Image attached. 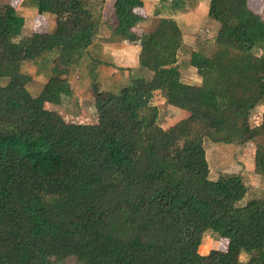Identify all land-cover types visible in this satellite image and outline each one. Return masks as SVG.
Wrapping results in <instances>:
<instances>
[{"label":"trees","instance_id":"1","mask_svg":"<svg viewBox=\"0 0 264 264\" xmlns=\"http://www.w3.org/2000/svg\"><path fill=\"white\" fill-rule=\"evenodd\" d=\"M32 1L55 14L54 29L17 42L24 18L0 0V264H251L201 254L207 229L246 252L261 249L255 264H264V200L238 205L242 177L212 179L204 146L264 136V109L251 124L264 102V17L254 1L209 0L219 28L198 33L213 52L189 54L195 85L182 80L177 23L162 17L142 31L143 0H112V33L141 47L152 76L98 94L91 121L60 111L72 94L63 65L88 54L100 18L87 0ZM52 51L56 63L33 96L22 65ZM156 92L186 115L160 127ZM254 171L264 175V145Z\"/></svg>","mask_w":264,"mask_h":264},{"label":"rangeland","instance_id":"2","mask_svg":"<svg viewBox=\"0 0 264 264\" xmlns=\"http://www.w3.org/2000/svg\"><path fill=\"white\" fill-rule=\"evenodd\" d=\"M4 3L12 4L18 13V15L24 18V26L21 33L15 38L17 42H21L24 38L29 36L36 29H46L48 32H52L55 26V14L50 12L39 13L36 8V4L32 0H1ZM90 8L94 14H100V12H107L110 8L105 4V0H87ZM184 3V2H183ZM255 9L264 14V0H254L252 5ZM63 14L65 12H62ZM156 23V20H155ZM208 29V31H207ZM187 33V32H186ZM203 36H212L214 31L210 27H203L198 31ZM189 38L190 34H186ZM205 46V47H202ZM197 45L200 50H204L205 53L210 54L213 52L214 47L203 43V45ZM196 49V44H195ZM107 50V51H106ZM96 57L97 64L91 63L90 60L82 61L78 65H63L68 68L70 76V84L72 87V94L66 97L61 112L66 117L71 118L72 113H78L83 115L81 120H92L95 113V105L92 101L93 91L97 90L96 84L99 88L101 86L103 92H117L123 86H125L130 77H149V72L145 67H141L136 62L130 61L125 64L114 58L112 49L96 48L92 50ZM256 53L258 50L255 51ZM188 50H182L179 55V60L182 69V80L184 82L196 81V74L192 71L186 62ZM56 63V52H48L36 59L35 64L31 62L24 63L22 65V71L31 76V81L27 84L29 92L36 96L40 93L44 83L47 80L48 73L51 66ZM124 63V65H122ZM131 63V64H130ZM98 72L99 80L104 79V83L101 81L95 84V78L93 75ZM109 72H112L113 76L109 77ZM104 74V75H102ZM151 74V73H150ZM200 78V76L198 75ZM7 79L1 81L2 84ZM107 80V81H106ZM152 104L158 108L157 123L162 128H167L182 119L186 115L184 109H180L169 105L165 102L163 95L160 92H156L152 99ZM53 105V104H52ZM48 106V105H47ZM264 109V102L261 103L256 110H254L251 116V124L258 123L261 110ZM191 139V138H190ZM192 140V139H191ZM258 145H264V136L256 139H234L232 142H220L212 140L210 138L204 139V146L206 149V158L209 164L210 177L212 179L217 178L220 174H235L240 175L247 186L246 195L238 202V205H243L245 202L252 198H258L264 200V175L256 173L254 171V154ZM201 254L220 253L224 256L236 259L243 263L255 264L260 261L262 256V250L258 249L252 252H246L238 245L231 243L227 238L222 237L218 233L211 229H207L201 240V244L198 248ZM62 264H68L64 262Z\"/></svg>","mask_w":264,"mask_h":264},{"label":"crops","instance_id":"3","mask_svg":"<svg viewBox=\"0 0 264 264\" xmlns=\"http://www.w3.org/2000/svg\"><path fill=\"white\" fill-rule=\"evenodd\" d=\"M106 5L110 8L107 12H100L96 16L100 18V23L98 25L97 33L95 35V40L93 44L88 49V54H86L82 59L84 61L90 60L91 63L97 64L96 57L94 56L92 50H95L96 48H101V46L104 49H112L113 56L117 60L124 62L127 64L129 61L131 63L136 62L139 64V57L141 52V47L134 43H127L124 40H120L117 36H115L112 33L113 27L115 25V16L113 13V1L112 0H105ZM184 3H181V2ZM143 0L144 6L142 9L143 15L145 16L144 20L138 24V29L149 31L153 29L160 18L162 17H168L173 19L182 32V48L181 51L188 50V55L186 57L187 66L196 73L195 68L188 65V59L189 54L193 50H200L199 47L197 48V45H203L202 40L199 39L200 36L198 34V31L203 27H210L214 34L217 32L219 28L218 22L211 20L208 17V2L209 0ZM254 1V0H253ZM261 9V15L264 17V14H262ZM156 20V23H155ZM208 30V29H207ZM187 32V33H186ZM190 34L189 38H187L186 34ZM196 44V49H195ZM207 44V43H206ZM107 51V50H106ZM180 55V53H179ZM180 58V57H179ZM82 60V63H83ZM96 60V61H94ZM118 60V61H119ZM122 63V65H124ZM130 63V64H131ZM140 65V64H139ZM146 71H148L146 69ZM149 72V77L146 79H150L152 76V72ZM151 73V74H150ZM104 75V74H102ZM68 80L70 81V76L67 74ZM113 76L112 72H109V77H107V80L110 79ZM142 77V76H138ZM95 78V84L99 81L103 84L105 81L104 79L99 80L98 72L93 75V79ZM106 80V81H107ZM190 84L199 85L201 83V78L198 77V74H196V81L195 83L192 82H186ZM105 84V83H104ZM103 86H101L102 89ZM96 88L98 91L94 90L92 94V101L95 105L96 96L100 93H102L103 90H101L96 84ZM63 104H61L60 107H62ZM61 111V108H60ZM73 115H79L78 113H72Z\"/></svg>","mask_w":264,"mask_h":264}]
</instances>
